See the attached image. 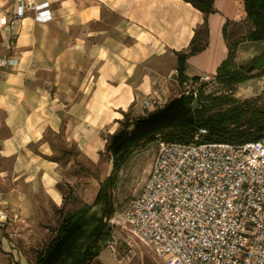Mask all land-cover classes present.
I'll list each match as a JSON object with an SVG mask.
<instances>
[{"label": "crops", "instance_id": "obj_1", "mask_svg": "<svg viewBox=\"0 0 264 264\" xmlns=\"http://www.w3.org/2000/svg\"><path fill=\"white\" fill-rule=\"evenodd\" d=\"M33 1L50 4L52 21L37 23L28 11L13 30L0 23V62H17L0 66V202L26 219L42 214L39 201L63 205L59 165L43 157L51 153L49 131L64 129L82 153L97 157L106 133L113 135L131 107L163 86L161 74H177V53H188L205 22L207 47L186 59L184 80L215 78L229 53L227 22L232 39L251 29L243 0H215L216 12L207 17L183 0ZM15 10L14 0H0V18L9 24ZM263 53L264 42L240 43L236 65ZM237 87V99L258 97L264 75ZM133 111L146 117L155 108ZM0 264L17 263L0 255Z\"/></svg>", "mask_w": 264, "mask_h": 264}, {"label": "built area", "instance_id": "obj_2", "mask_svg": "<svg viewBox=\"0 0 264 264\" xmlns=\"http://www.w3.org/2000/svg\"><path fill=\"white\" fill-rule=\"evenodd\" d=\"M13 30L28 11L37 23L52 21L49 3L14 0ZM17 62L6 59L0 66ZM210 74L184 80L182 96L198 100ZM151 100L143 108H151ZM199 129L189 143L161 142L141 192L124 222L166 264H264V137L255 141L206 142ZM7 215L0 211V227ZM106 245L117 254L111 236Z\"/></svg>", "mask_w": 264, "mask_h": 264}, {"label": "rangeland", "instance_id": "obj_3", "mask_svg": "<svg viewBox=\"0 0 264 264\" xmlns=\"http://www.w3.org/2000/svg\"><path fill=\"white\" fill-rule=\"evenodd\" d=\"M203 36L206 40V34ZM258 59L246 65V69L256 65ZM258 72L259 70L255 69L249 75H255ZM163 75L161 74V79L165 88L160 86L145 100H151L153 103L150 109L163 108L185 93L186 87L180 81L178 73L171 76ZM202 92L204 95H229L237 99L238 87H235L232 92H227L216 85L215 81L207 84V87L199 90L198 100L189 106V110L184 113L182 118L176 124H166L164 129L187 125L189 122L187 120L193 117L194 110L203 104H206L209 114L226 110V107L210 109V103L199 102ZM245 100L254 101L255 108H264V92L258 97ZM145 101L140 100L136 106L131 107L127 113L129 120L137 119V114L133 110L137 105L142 106ZM242 101L244 100L241 99ZM125 122L126 119L123 117L122 121L118 123L115 133L122 129ZM133 129L134 126L130 127L124 137L130 138ZM113 135L106 133V137L102 138L106 140V145L107 143L112 144ZM47 140L50 143L51 153L46 156L58 161L59 165V183L64 195L62 208L57 209L51 202L39 201L42 204V214L37 218L26 219L21 217L19 212L8 203L0 202V211L7 215L4 226L0 227V255L17 264H20L21 260L35 264L37 256L55 237L63 218L69 213L88 206V213L82 222L83 238L78 243L72 259L67 260L65 264H73L82 259L85 249L93 239L94 230L102 220L106 223L111 236H114L117 241V254L113 255L106 245L107 240H103L98 243L97 257L87 264H166L155 256L150 247L140 242L124 222L125 210L129 202L141 192L149 178L157 148L162 141L155 140L150 143L145 141L131 154L123 166L116 169L114 168V153L108 151L106 147L97 157L90 158L80 152L74 143L68 141L66 135L49 134ZM107 205L112 211L109 218L105 213ZM2 239L8 242V246H3Z\"/></svg>", "mask_w": 264, "mask_h": 264}, {"label": "trees", "instance_id": "obj_4", "mask_svg": "<svg viewBox=\"0 0 264 264\" xmlns=\"http://www.w3.org/2000/svg\"><path fill=\"white\" fill-rule=\"evenodd\" d=\"M183 1L190 3L206 17L216 12L214 8L215 0ZM243 3L247 20L251 24V29L247 33L241 34L238 39H232L228 35L229 22L225 24L223 29V36L227 42L229 53L217 69L215 84L227 92H232L235 87L245 81L264 75V68L260 69L255 75H249L246 66L239 68L235 62L240 43L264 42V0H243ZM204 34H206V40L203 38ZM207 35L208 26L207 22H205L196 30L188 53H177V73L181 82H183L185 77L186 59L206 49ZM205 87H207V84H204L201 89ZM194 101L192 97L180 96L178 100L155 110L147 117L137 118L135 120H129L128 114H124L126 122L122 129L113 135L112 144L107 143L106 145V149L114 153V168L117 169L123 166L131 154L138 147L142 146L145 141L148 143L154 142L155 140L189 143L199 129L207 130V134L204 136V141L206 142L244 143L259 140L264 137V108H255L254 101L251 100L241 102V100H237L229 95H204L203 92L199 102L210 103V109L226 107V110L209 114V109L205 106L206 104H203L200 108L194 110L193 117L187 120L189 121L187 125L182 127H169L167 130L164 129L166 124H176L184 113L189 110V106ZM132 126H134V129L131 132L130 138L124 137L128 129ZM49 134L54 136L66 135L64 129L60 133L49 131L45 136V140L48 143L47 136ZM74 144L76 145V143ZM112 146L113 148H111ZM76 147L78 148L77 145ZM43 157L58 163V161L52 160L48 156ZM57 189L62 193L60 183L57 184ZM88 210L89 207L86 206L83 209L69 213L63 218L55 237L50 240L45 250L37 256L35 264H60L64 259L72 257L78 243L83 238L82 222ZM105 213L108 215V217L106 216L107 218L112 214L108 205ZM110 236L111 232L107 230L106 223L102 220L94 230L93 239L85 249L82 259L74 264H87L97 257L98 243L103 240H108Z\"/></svg>", "mask_w": 264, "mask_h": 264}, {"label": "water", "instance_id": "obj_5", "mask_svg": "<svg viewBox=\"0 0 264 264\" xmlns=\"http://www.w3.org/2000/svg\"><path fill=\"white\" fill-rule=\"evenodd\" d=\"M262 68H264V53H263V55L258 59L256 65H252V66H250V67L247 69V73H250V72H252V71L255 70V69L260 70V69H262ZM109 200L111 201V197L109 198Z\"/></svg>", "mask_w": 264, "mask_h": 264}]
</instances>
